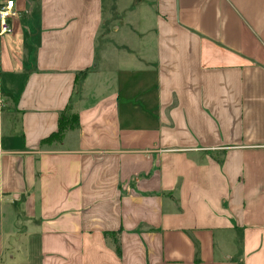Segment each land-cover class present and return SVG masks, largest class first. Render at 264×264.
<instances>
[{
	"label": "crops",
	"instance_id": "crops-1",
	"mask_svg": "<svg viewBox=\"0 0 264 264\" xmlns=\"http://www.w3.org/2000/svg\"><path fill=\"white\" fill-rule=\"evenodd\" d=\"M14 12L0 264H264V0Z\"/></svg>",
	"mask_w": 264,
	"mask_h": 264
},
{
	"label": "built area",
	"instance_id": "built-area-1",
	"mask_svg": "<svg viewBox=\"0 0 264 264\" xmlns=\"http://www.w3.org/2000/svg\"><path fill=\"white\" fill-rule=\"evenodd\" d=\"M15 0H0V35L10 30L8 19L14 15Z\"/></svg>",
	"mask_w": 264,
	"mask_h": 264
},
{
	"label": "trees",
	"instance_id": "trees-1",
	"mask_svg": "<svg viewBox=\"0 0 264 264\" xmlns=\"http://www.w3.org/2000/svg\"><path fill=\"white\" fill-rule=\"evenodd\" d=\"M74 118V116L72 117ZM66 122V123H65ZM68 122V117H62L61 118V122H60V128H59V131L57 133H54L53 135H51L49 138L45 139L44 142H48V141H51L53 139H59V137H61L64 129L69 126L70 123H67ZM117 248L119 249V243H118V240H117Z\"/></svg>",
	"mask_w": 264,
	"mask_h": 264
},
{
	"label": "rangeland",
	"instance_id": "rangeland-1",
	"mask_svg": "<svg viewBox=\"0 0 264 264\" xmlns=\"http://www.w3.org/2000/svg\"><path fill=\"white\" fill-rule=\"evenodd\" d=\"M74 121H75V118H72V116H71L70 119H68V122L67 123H73Z\"/></svg>",
	"mask_w": 264,
	"mask_h": 264
}]
</instances>
